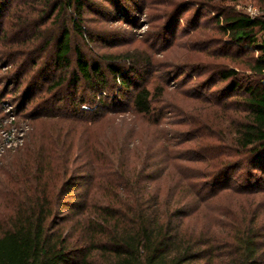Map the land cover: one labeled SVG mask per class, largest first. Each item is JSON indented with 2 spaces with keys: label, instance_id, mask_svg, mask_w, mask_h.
<instances>
[{
  "label": "trees",
  "instance_id": "obj_1",
  "mask_svg": "<svg viewBox=\"0 0 264 264\" xmlns=\"http://www.w3.org/2000/svg\"><path fill=\"white\" fill-rule=\"evenodd\" d=\"M86 1H49L43 21L61 27L51 55L59 73L44 78L46 91L70 86L74 97L57 100L66 101L73 111H64L49 99L25 115L32 121L83 124L81 145L74 152V143H67L68 131L63 135L57 126L53 132L30 137L23 150V179L13 194L16 204L0 217V264H264L260 235L251 221L255 217L235 233L218 237L213 230L214 206L222 194L248 197L264 186V86L259 82L264 18L250 19L223 6L239 0H197L215 13L211 19L215 32L227 44L211 56L228 58L234 65L204 66L197 76L207 72L224 87L189 94L182 87L171 90L158 83L149 90L137 83L144 82L143 72H152L149 56L126 50L92 61L80 45L72 49L70 32L60 19L63 12H70L72 28L91 47L92 37L83 25ZM252 1L264 8V0ZM49 46L39 50L45 53ZM195 48L199 53L209 51L205 46ZM71 50L75 62L70 70ZM243 53L257 56L240 62ZM38 64L33 60L30 68ZM239 70L248 71L251 79ZM81 82L98 103L106 96L105 89L114 88L117 98L133 87L134 92L126 108L103 109L104 102L96 103L84 117L83 102H76ZM173 93L216 108L211 123L177 109L169 101ZM158 104L177 111L179 120L173 125L191 127L182 142H197L200 151L175 157L171 148L181 139L170 134L151 137L142 150L131 127L107 145L88 141V131L111 116L119 127L132 126L137 119L162 127L167 117L156 109ZM117 116L122 117L115 121Z\"/></svg>",
  "mask_w": 264,
  "mask_h": 264
},
{
  "label": "rangeland",
  "instance_id": "obj_2",
  "mask_svg": "<svg viewBox=\"0 0 264 264\" xmlns=\"http://www.w3.org/2000/svg\"><path fill=\"white\" fill-rule=\"evenodd\" d=\"M49 1L0 0V217L16 204L13 194L17 190L18 180L23 179V150L29 144L30 137L36 133L53 132L56 126L61 127L64 131L63 135L68 131L67 143H74L72 147L75 152L76 146L81 145L79 138L85 131V126L81 123L32 121L25 116L43 100L49 99H54V105L62 107L64 111L74 109L67 104L65 106L66 101L57 100L60 97L64 99L74 97L72 88L67 84L55 92L46 91L48 82L45 83L44 78L51 79L59 73V70L54 69L51 55L55 51V41L61 30L60 26L50 24V20L43 23L49 12ZM182 1H86L89 5L85 9L83 25L92 37L89 42L91 47L87 46L88 44L72 28L70 12H63L60 22L65 23L70 32L72 49L73 46L80 45L89 60H100L102 55L119 54L126 50L136 51L145 57L149 56L152 72L142 73L141 78L144 82L135 80L139 84H145L149 90L160 83L164 87H170L171 90L183 88L189 94L197 91L207 94V91L213 92L224 87L225 83L219 82L218 79L211 80L207 72L197 76L203 72L202 68L211 63L229 64L233 67L234 63L228 58L214 59L210 54L214 50L224 51L221 45H227L224 37L215 32L216 24L214 20H211L214 19L215 13L207 6H201L197 0H184L183 5L180 4ZM223 6L241 14L246 12L247 7L264 11V8L252 0H239L236 3L223 4ZM195 27L198 29L194 31ZM43 45H51L45 53L39 50ZM195 45L196 47L205 46L209 51L204 53L194 51L197 49ZM229 51L234 52V49ZM245 54L247 53L240 56V62L251 61L252 55L253 58L257 56V53ZM69 58L71 70L75 62L73 50ZM37 59L38 66L30 68L31 62ZM239 71L240 75L251 79L248 71ZM252 79L256 80V78ZM76 90V102L79 100L83 102L81 111L84 112L80 114L87 117L86 112L96 103L99 105L104 102L106 107L103 109H112L114 105L126 108L134 87L129 92L119 95L118 98L114 88L105 89L106 96H103L100 103L97 98L93 99L92 91L87 84L81 82ZM186 97L173 93L169 101L177 109L196 114L200 120L210 121L214 117L216 108L201 105ZM23 107H25L24 110ZM156 109L167 117L162 127H151L141 119H137L132 126L127 124V126L119 127L114 121L111 122L114 119L111 116V120L104 119L95 124L88 131L87 139L90 142L107 145V142L119 138L125 131V127L127 130L131 127L130 129L134 128L135 140H140L139 147L142 150L149 146L151 137L170 134L181 139L176 142L175 147L171 148L175 157H186L192 151L194 153L200 151L197 142H182L185 139L184 136L190 134L187 132L191 130V127L173 125L179 120L176 110L163 108L159 104ZM121 117L117 116L115 121ZM35 145L39 147L40 144ZM174 171L175 169L172 172ZM214 214L216 218L213 222V230L218 237L243 229L249 220L255 217L251 221L254 222L253 228L256 227L255 233L260 235L259 247L264 254V186L260 192L248 197L235 193L222 194L216 201ZM228 241L231 243L232 239Z\"/></svg>",
  "mask_w": 264,
  "mask_h": 264
},
{
  "label": "built area",
  "instance_id": "obj_3",
  "mask_svg": "<svg viewBox=\"0 0 264 264\" xmlns=\"http://www.w3.org/2000/svg\"><path fill=\"white\" fill-rule=\"evenodd\" d=\"M246 12L244 13V15H246L247 17H249L250 19H255V18H259L262 17L264 18V11H258L257 9L253 8V7H247ZM263 37H264V31H263ZM259 82L261 85L264 86V69L262 70V74L261 77L259 79Z\"/></svg>",
  "mask_w": 264,
  "mask_h": 264
}]
</instances>
